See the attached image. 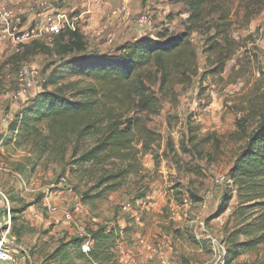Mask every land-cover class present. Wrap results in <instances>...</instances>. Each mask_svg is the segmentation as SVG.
Segmentation results:
<instances>
[{"label":"rangeland","instance_id":"obj_1","mask_svg":"<svg viewBox=\"0 0 264 264\" xmlns=\"http://www.w3.org/2000/svg\"><path fill=\"white\" fill-rule=\"evenodd\" d=\"M128 2L140 6L129 9L122 3L129 11L126 20L132 28H123V34L113 33L110 26L98 30L96 35L88 33L84 36L87 51L101 53L140 35L155 36L162 30L177 34L189 27V13L181 3L173 0ZM54 4L64 10L67 0H55ZM139 13L150 17L149 25H138ZM219 15L227 17L230 38L238 44L221 80L200 81L197 77L188 87H174L175 98L163 100L159 115L148 118L147 127L161 136L153 155L144 156L139 175H130L107 200L86 207L88 216L76 211L79 199L75 198L91 186L90 179L97 173L95 169L93 178L83 174L80 179L78 174L69 172L73 168L71 149L62 162H57L45 156L37 157L29 147L3 144L9 137L7 129L14 116L42 90L53 68L49 65L56 61L54 56L38 48L26 56L22 55L23 45L4 43L0 51V138L3 139L0 190L14 209L11 236L16 247H22L31 261L35 264H90L71 240L81 239L80 228L86 233L97 225L109 228L117 225L124 229L120 251L119 245L115 249L122 264L128 259L134 264L141 262L138 261L141 248L135 244L137 235L154 247L163 244L160 250L156 249L163 253L165 264H225L219 248L236 225L230 214L236 207L235 201L218 215L222 198L228 191L226 176L245 145V136L255 129L259 115L264 112V7L256 0L207 3L200 25L190 35L200 74L208 69L202 54L204 41L206 36H212V26ZM81 28L79 20V30ZM37 41L46 45L44 39ZM23 65L33 66L37 76L34 82L20 88L16 77ZM10 93L18 96L16 102L9 99ZM243 118L247 123L240 122ZM239 122L246 125L243 139H239ZM188 128L196 129L198 138L210 137V143L199 151H193L188 145V153H183L180 144ZM168 141L174 153L167 148ZM83 145L89 148L93 141L88 140ZM195 167L200 168L199 175L188 172ZM183 198L190 201L187 206L182 205ZM65 213L71 214L72 222L65 220ZM16 251L20 255V251ZM230 264H264V245Z\"/></svg>","mask_w":264,"mask_h":264},{"label":"trees","instance_id":"obj_2","mask_svg":"<svg viewBox=\"0 0 264 264\" xmlns=\"http://www.w3.org/2000/svg\"><path fill=\"white\" fill-rule=\"evenodd\" d=\"M173 1L185 5L189 13V27L181 33L162 30L153 37L143 35L108 53L87 51L79 29L58 34L50 46L38 41L23 45L22 55L38 48L56 61L49 65L53 68L42 90L14 116L3 144L29 147L37 157L57 162H62L71 149V175L93 178L94 169L97 171L90 179L91 186L77 194L82 206L107 200L130 175H139L142 158L153 155V148L161 141V136L147 127L148 118L159 115L163 100L175 98V86L188 87L197 77L200 81L221 80L226 63L238 48L230 38L227 17L219 15L212 36L204 41L202 54L208 69L200 74L190 35L200 25L203 8L211 0ZM256 2L264 7V0ZM245 119L240 122L247 123ZM240 122L239 139H243L246 125ZM88 140L93 145L84 148ZM210 141V137L198 138L197 130L188 128L180 150L188 153L190 145L199 151ZM166 145L173 152L171 141ZM200 171L198 167L188 170L194 175ZM226 177L228 191L218 215L235 201L230 214L236 225L224 239L223 258L230 264L264 245V112L255 129L245 136V145ZM11 211L14 214V209ZM14 219L11 216V224ZM123 231L117 225L88 229L91 249L87 256H81L90 264H121L115 249ZM71 241L80 250L82 240Z\"/></svg>","mask_w":264,"mask_h":264},{"label":"built area","instance_id":"obj_3","mask_svg":"<svg viewBox=\"0 0 264 264\" xmlns=\"http://www.w3.org/2000/svg\"><path fill=\"white\" fill-rule=\"evenodd\" d=\"M54 1L0 0V50L7 42L12 43L14 46H22L38 39H44L46 45L50 46L52 39L58 34L78 30L80 18L75 14L60 10L55 6ZM120 12L124 13L125 17L130 16L123 6ZM137 23L140 27L147 26L150 24V17L145 13H139ZM36 76L37 72L33 66L23 65L16 77L18 87L23 88L26 84L34 82ZM8 97L13 102L18 100L15 93H10ZM61 181H64V179ZM137 203L139 204L141 201H137ZM189 203L190 201L187 198L182 199L183 206H187ZM12 206L8 197L0 190V264H35L27 257L22 247H16L15 239L11 236ZM81 207L82 205L78 202L77 210ZM64 218L67 222H72L70 213H65ZM79 231L83 232L80 251L87 256L91 249L90 237L87 232L84 233L82 228ZM119 243L116 247L119 245L120 251ZM135 244L141 248V259H138L141 262L139 264H149L150 261H153L154 264H165L163 253L157 251L158 248L161 249L162 243L154 247L145 238L137 235ZM16 249L20 251V255H18ZM219 249L222 257L220 258L224 260V245ZM123 264H134V262L128 259Z\"/></svg>","mask_w":264,"mask_h":264},{"label":"crops","instance_id":"obj_4","mask_svg":"<svg viewBox=\"0 0 264 264\" xmlns=\"http://www.w3.org/2000/svg\"><path fill=\"white\" fill-rule=\"evenodd\" d=\"M70 1H72V3H70ZM128 1L129 0H67V4L63 9L71 13L74 12V14L80 18V23L82 24L80 31L84 36L88 35V33L96 35L100 32L98 30L102 31L108 26L111 27L113 33L117 32L123 34L125 30L123 28H127L128 26L129 28H132L133 25L131 23L128 24L126 20L127 17H125L124 13L120 12L122 5H126V7H129V9H132V7L134 8L136 6L140 7L139 4L133 5ZM85 23H87V25H84ZM141 36L142 35L139 37ZM110 41H112V39H110ZM109 43L111 42L108 40L107 44L109 45ZM123 43H119L117 46ZM116 47L113 49H109L108 47L106 50H101V53L112 52ZM108 49L109 51H107ZM39 92H37V94ZM75 199L78 201V195ZM76 211H79L80 213L83 212L85 213V216H88L85 206H82L79 210L76 209Z\"/></svg>","mask_w":264,"mask_h":264}]
</instances>
